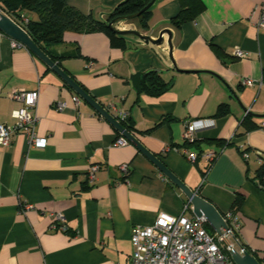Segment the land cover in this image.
<instances>
[{
    "label": "crops",
    "instance_id": "obj_1",
    "mask_svg": "<svg viewBox=\"0 0 264 264\" xmlns=\"http://www.w3.org/2000/svg\"><path fill=\"white\" fill-rule=\"evenodd\" d=\"M122 1L70 4L105 17ZM201 1L203 8L179 27L170 25L179 0H155L146 29L132 22L119 28L154 38L169 28L171 57L166 34L161 45L124 35L122 46L102 31L65 32L53 53L103 107L125 111L130 132L221 214L241 198L233 211L237 238L264 258V180L254 179L264 158V28L256 26L264 0ZM236 49L246 56L236 57ZM150 71L169 83L156 96L137 91L139 76ZM15 90H38L36 131L47 144L28 147L20 133L0 144V264H129L132 227L152 224L160 212L178 216L188 199L133 144L116 145L122 135L110 122L82 98L76 103L58 74L0 30V123L14 122L20 103L9 94ZM223 104L228 111L216 115ZM194 119L214 124L184 142L185 123ZM208 149L217 153L210 162L201 157ZM188 152L197 158L190 161ZM91 164L98 165L93 180ZM50 212L63 214L66 230L52 228Z\"/></svg>",
    "mask_w": 264,
    "mask_h": 264
},
{
    "label": "built area",
    "instance_id": "obj_2",
    "mask_svg": "<svg viewBox=\"0 0 264 264\" xmlns=\"http://www.w3.org/2000/svg\"><path fill=\"white\" fill-rule=\"evenodd\" d=\"M257 7L259 19L256 26L264 28V1ZM2 13L0 10V14ZM12 44L15 47H25L14 39H12ZM234 55L242 58L246 56V52L236 49ZM251 82L250 78L243 80V83L247 85ZM9 97L19 102L20 106L12 111L11 115L14 119L12 124L0 123V144L8 146L11 143V136L14 133H20L25 137L28 147L44 148L47 138L38 135L36 131L38 90H15L9 94ZM74 100L78 103L79 97L75 96ZM55 106L57 109H62L65 104L58 102ZM105 109L118 122L127 115L125 111L116 110L113 105ZM213 124L211 119L187 121L183 131L184 142H194L197 131ZM127 142L123 136L115 140L116 145H124ZM216 154L214 150L208 149L202 153L201 157L210 162ZM258 154L261 153L258 152ZM187 156L190 161L197 158V154L192 152H188ZM244 156L247 157V154ZM97 169L98 165H89L87 176L90 180L95 178ZM120 169L124 174L128 173L127 164H122ZM21 206L29 209L32 204L22 202ZM186 211L191 212L189 203L182 207L178 216L160 212L152 224L133 226L130 235L133 250L129 264H235L227 254L231 247H235L241 254L247 251L235 236L239 223L237 216L231 210L223 215L227 228H221V233L214 232L213 234L206 230L207 222L203 217H197L192 212L186 215ZM49 215L53 218V229L66 230L62 213L50 212Z\"/></svg>",
    "mask_w": 264,
    "mask_h": 264
},
{
    "label": "trees",
    "instance_id": "obj_3",
    "mask_svg": "<svg viewBox=\"0 0 264 264\" xmlns=\"http://www.w3.org/2000/svg\"><path fill=\"white\" fill-rule=\"evenodd\" d=\"M149 1L123 0L105 17L84 14L72 6L70 0H0V10L17 22L28 33L33 42L55 61L57 55L53 53V47L63 41V34L68 31L75 33L102 31L109 35L111 44L123 46L124 36L110 30L108 23L118 16H125L139 11ZM179 3V11L170 20L172 27H179L183 22L192 19L203 8L201 0H179ZM150 13L151 7L137 17L126 21L135 23L137 29L144 30L147 28ZM79 55L80 53L77 51L75 56ZM262 81H264V70H262ZM77 83L87 91L83 85ZM136 86L138 92L156 96L163 93L169 87V83L164 81L157 72L150 71L139 76ZM227 111L225 104L220 105L216 115H223ZM246 118L250 119V116L246 115L244 119ZM170 119L172 118H163L160 123ZM119 122L127 131L132 130L133 125L128 118V114ZM254 179H257L258 183L264 180V158L261 160ZM240 204L241 198L237 197L231 211L238 209ZM205 228L210 234L214 233L208 223H206ZM235 236L237 237L236 233ZM241 245L243 244L241 243ZM246 250L250 252L247 248ZM250 253L257 258L260 264L264 263V258H260L252 252ZM227 254L230 256L229 252Z\"/></svg>",
    "mask_w": 264,
    "mask_h": 264
},
{
    "label": "water",
    "instance_id": "obj_4",
    "mask_svg": "<svg viewBox=\"0 0 264 264\" xmlns=\"http://www.w3.org/2000/svg\"><path fill=\"white\" fill-rule=\"evenodd\" d=\"M154 2L155 0H150L139 11L114 18L108 23V27L118 35H133L140 40H143L144 43H151L153 45H161L165 41L164 35L166 34V41L169 46V56L171 57V30L169 28H163L160 30L158 36L154 38L148 34H143L137 29H119L115 26V23L121 20L137 17L142 12L148 10ZM0 30L24 45L25 48L45 62L70 88L73 89L78 97L82 98L92 106L99 114H101V116L110 122V124H112L128 142L133 144L141 153H143L186 196L191 205V212L195 216L203 217L216 233H221V228H227V223L223 218V214H221V212H219L210 201L199 195L197 190L188 187L180 178H178L165 166L159 157L148 150L133 133L127 131L120 122H118L99 102L95 100L92 95L85 91L67 72H65L57 62L45 54L19 24L3 13L0 14ZM229 254L235 264H260L257 258L248 251L241 254L235 247H231Z\"/></svg>",
    "mask_w": 264,
    "mask_h": 264
},
{
    "label": "rangeland",
    "instance_id": "obj_5",
    "mask_svg": "<svg viewBox=\"0 0 264 264\" xmlns=\"http://www.w3.org/2000/svg\"><path fill=\"white\" fill-rule=\"evenodd\" d=\"M125 23H128V22H123V23H121L120 25H118L117 27L118 28H121V27H123L124 25H125ZM135 24V23H134Z\"/></svg>",
    "mask_w": 264,
    "mask_h": 264
}]
</instances>
